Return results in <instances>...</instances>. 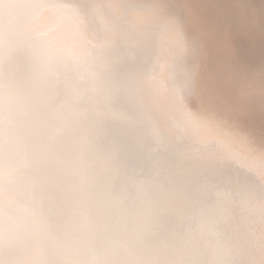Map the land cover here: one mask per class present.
<instances>
[{
	"label": "bare ground",
	"instance_id": "obj_1",
	"mask_svg": "<svg viewBox=\"0 0 264 264\" xmlns=\"http://www.w3.org/2000/svg\"><path fill=\"white\" fill-rule=\"evenodd\" d=\"M131 2L0 0V264H264V150Z\"/></svg>",
	"mask_w": 264,
	"mask_h": 264
},
{
	"label": "rangeland",
	"instance_id": "obj_2",
	"mask_svg": "<svg viewBox=\"0 0 264 264\" xmlns=\"http://www.w3.org/2000/svg\"><path fill=\"white\" fill-rule=\"evenodd\" d=\"M130 2L156 4L182 22L186 59L196 68L190 108L237 127L264 150V0Z\"/></svg>",
	"mask_w": 264,
	"mask_h": 264
}]
</instances>
